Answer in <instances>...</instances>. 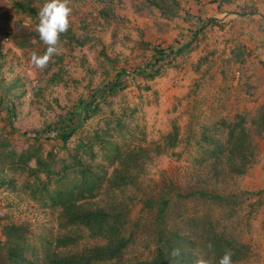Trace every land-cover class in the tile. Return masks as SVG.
<instances>
[{"label": "rangeland", "instance_id": "rangeland-1", "mask_svg": "<svg viewBox=\"0 0 264 264\" xmlns=\"http://www.w3.org/2000/svg\"><path fill=\"white\" fill-rule=\"evenodd\" d=\"M67 2L69 27L60 34L58 52L41 68L31 57L47 47L36 30L45 0H0V264H52L55 253L105 242L83 226L65 225L62 208L50 199L60 175H29L14 163L19 154L38 148L51 170L61 171L80 140L93 144L94 159L81 156L100 177L97 195L84 203L115 207L124 235L132 239L116 261L152 259L158 239L172 230L193 241L186 249L193 264L197 258L218 264L203 245L208 231L216 230L248 247L247 256L232 264H264V190L248 189L245 182L264 158L260 47L245 43L247 31L215 17L218 0ZM152 65L153 76L139 74ZM120 75L125 88L100 100L66 145L54 138L68 115L78 113L81 100L99 97ZM239 116L256 154L244 175L233 174L225 161L216 165L213 145L204 138L227 149L222 121ZM174 127L172 146L168 135ZM139 148L147 153L129 162L128 184L113 188L111 179L121 168L118 151ZM29 165L37 167L35 159ZM199 177L208 189L231 198L222 203L174 198L161 219L160 201L172 191H186ZM74 179L78 175L70 174ZM61 236L78 241L58 247ZM15 248L19 262L11 253Z\"/></svg>", "mask_w": 264, "mask_h": 264}, {"label": "trees", "instance_id": "trees-1", "mask_svg": "<svg viewBox=\"0 0 264 264\" xmlns=\"http://www.w3.org/2000/svg\"><path fill=\"white\" fill-rule=\"evenodd\" d=\"M23 7V6H22ZM187 45H185L186 47ZM171 52L175 50L171 47ZM179 48L177 52H181ZM160 52V51H159ZM164 52V51H162ZM161 59H157L159 62ZM154 66L148 72H139L140 75L153 76ZM123 75L116 81L109 83L104 89H101V95L94 97L90 101L81 100L78 104V113L73 111L70 116L68 115L65 125L58 127L59 132L54 136L60 139L64 145L74 136V134L82 127L92 114H95L98 109V102L105 100L107 95H115L125 88ZM98 91V92H100ZM83 106V107H81ZM7 110L13 115V109L7 106ZM77 117V119L75 118ZM243 117H237V120L228 122L222 121V125L228 129L227 135V149L221 148L214 139L207 137L206 140L209 144L213 145L211 154L215 157L216 162L225 163L229 166V170L235 175L246 174L248 168L253 163L252 159L255 157V145L250 140L248 129L244 124ZM264 123V118H263ZM14 131H18L14 125L11 124ZM178 136L177 127H174V132L168 135L172 139V146H175ZM39 137H34L33 140H39ZM147 153L144 148L132 149L128 151H118L115 159L119 161L121 168L116 169L111 181L113 188L122 187L128 184V179L131 178V165L129 162L138 161L141 154ZM83 155H88L90 159H94L93 144L84 143L79 141L75 148V155H71L72 162L65 164L61 171H52L51 167L42 155L39 154V149H35L33 153L25 151L19 154L18 159L14 163L23 165L29 175H37L38 172L46 173L48 176L51 174L60 175L57 180L58 188L50 196L52 204L62 208V216L66 226L76 225L87 228L93 236L102 238L105 242L98 244L91 248L83 249L82 251L72 253H55L50 258L52 264H125L116 261L123 254L125 249L131 242V237H126L123 233L124 223L121 215L118 214L115 207L110 210L105 208H89L84 203L85 200L94 198L97 195L98 185L100 184V177L94 173L89 163L82 159ZM36 161L37 167L29 165L31 160ZM77 174L78 179L69 180L70 174ZM220 174L215 173L214 177ZM68 180V181H67ZM205 180L199 177L195 185H191L186 191H172V196L169 195L160 201L161 207L159 210L160 218L163 219L167 207L174 198L188 199V198H201L206 201L222 203L228 201L230 196L222 195L213 192L203 185ZM174 196V197H173ZM205 237L204 247L210 254H213L216 259L225 253L231 252L232 261H239L247 256V245L242 243L233 242L227 239L216 230L208 231ZM78 241L77 237L61 236L57 239L58 247H67ZM212 247L209 248L208 245ZM194 245L193 241L178 231L168 230L167 235L160 237L157 241V249L155 256L146 261H139L135 264H193L194 260L191 254L186 250L188 246ZM12 255L15 261L19 262L17 257V249H12Z\"/></svg>", "mask_w": 264, "mask_h": 264}, {"label": "crops", "instance_id": "crops-1", "mask_svg": "<svg viewBox=\"0 0 264 264\" xmlns=\"http://www.w3.org/2000/svg\"><path fill=\"white\" fill-rule=\"evenodd\" d=\"M214 5L218 12L215 17L230 22L236 30L247 31L245 43L260 47L264 59V0H218ZM255 168L246 176L247 188L264 190V158Z\"/></svg>", "mask_w": 264, "mask_h": 264}, {"label": "clouds", "instance_id": "clouds-1", "mask_svg": "<svg viewBox=\"0 0 264 264\" xmlns=\"http://www.w3.org/2000/svg\"><path fill=\"white\" fill-rule=\"evenodd\" d=\"M70 14L71 9L68 7L67 0H45L39 9L36 30L47 47L42 55L32 53V62L37 67L46 66L47 62L58 52L60 34L69 27ZM208 247L211 248L212 245L209 244ZM195 264H210V261L197 258ZM218 264H232L231 252L225 251L219 258Z\"/></svg>", "mask_w": 264, "mask_h": 264}]
</instances>
